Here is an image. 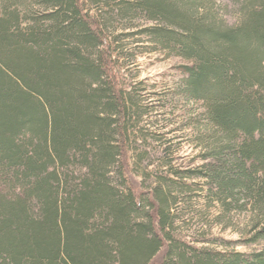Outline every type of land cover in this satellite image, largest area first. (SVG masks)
Masks as SVG:
<instances>
[{"label": "trees", "instance_id": "trees-1", "mask_svg": "<svg viewBox=\"0 0 264 264\" xmlns=\"http://www.w3.org/2000/svg\"><path fill=\"white\" fill-rule=\"evenodd\" d=\"M239 4L231 24L206 0H0V264H264V249L179 233L177 191L196 171L143 189L146 97L111 41L153 22L142 33L187 62L173 99L203 105L193 125L218 163L206 175L253 200L251 242H264V0Z\"/></svg>", "mask_w": 264, "mask_h": 264}, {"label": "rangeland", "instance_id": "rangeland-1", "mask_svg": "<svg viewBox=\"0 0 264 264\" xmlns=\"http://www.w3.org/2000/svg\"><path fill=\"white\" fill-rule=\"evenodd\" d=\"M206 3L222 11L231 24L239 22V0H206ZM152 24L139 21L129 28L123 23L122 27L111 31V41L121 40L115 44L119 71L135 92L146 97L149 112L143 125L145 140L134 145L132 152L134 164L140 155L146 158L141 168L136 167L139 181L149 192L157 186V173L196 171L199 176L186 179L194 185L193 191L181 188L177 191L179 233L190 243L211 250L249 254L263 250L264 242H251L260 222L253 200L248 196L241 201L227 198L206 175L218 163L200 142L192 121L203 114L204 107L187 102L178 105L173 99V93L184 78L187 62L158 50L151 38L142 33Z\"/></svg>", "mask_w": 264, "mask_h": 264}]
</instances>
